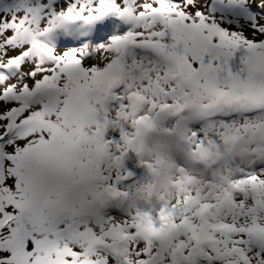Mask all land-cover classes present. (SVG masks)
Wrapping results in <instances>:
<instances>
[{
  "label": "snow or ice",
  "instance_id": "obj_1",
  "mask_svg": "<svg viewBox=\"0 0 264 264\" xmlns=\"http://www.w3.org/2000/svg\"><path fill=\"white\" fill-rule=\"evenodd\" d=\"M0 264H264V0H0Z\"/></svg>",
  "mask_w": 264,
  "mask_h": 264
}]
</instances>
